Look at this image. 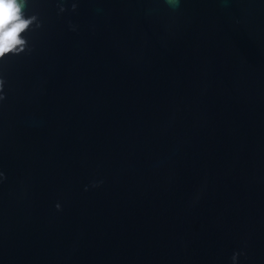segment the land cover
<instances>
[{"label": "water", "instance_id": "water-1", "mask_svg": "<svg viewBox=\"0 0 264 264\" xmlns=\"http://www.w3.org/2000/svg\"><path fill=\"white\" fill-rule=\"evenodd\" d=\"M24 11L39 26L0 59V264H264V0Z\"/></svg>", "mask_w": 264, "mask_h": 264}, {"label": "clouds", "instance_id": "clouds-1", "mask_svg": "<svg viewBox=\"0 0 264 264\" xmlns=\"http://www.w3.org/2000/svg\"><path fill=\"white\" fill-rule=\"evenodd\" d=\"M167 3L176 7L178 0H167ZM27 6V0H0V59L6 54L14 55L24 51L27 47L26 37L21 35L31 28L33 23L37 27L39 22L35 15L26 16L24 9ZM76 5L73 4V9ZM61 11H64L61 6ZM4 80L0 78V100L4 99L3 95ZM3 173H0L2 176ZM57 209L60 205H56ZM240 253H234L232 256L233 264H236Z\"/></svg>", "mask_w": 264, "mask_h": 264}]
</instances>
